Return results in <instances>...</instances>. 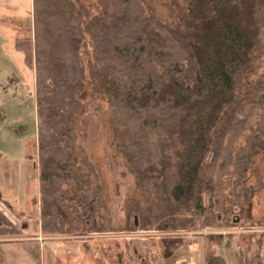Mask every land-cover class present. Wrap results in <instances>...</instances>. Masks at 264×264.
I'll use <instances>...</instances> for the list:
<instances>
[{"label":"trees","instance_id":"16d2710c","mask_svg":"<svg viewBox=\"0 0 264 264\" xmlns=\"http://www.w3.org/2000/svg\"><path fill=\"white\" fill-rule=\"evenodd\" d=\"M255 2L190 0L188 20L205 22L192 41L150 15L146 0H106L93 17L78 0H33L32 35L15 45L35 71L40 193L48 204L43 233H63L68 224L77 231L101 208L78 164L91 167L76 129L89 110V82L106 93L113 128L146 194L145 211L142 204L134 211L141 231L234 226L232 216L255 194L247 174L264 151V46L257 26L246 23ZM6 234L22 236L0 211ZM207 236L210 245L223 239ZM210 245L205 263L226 264ZM236 259L264 264L243 250Z\"/></svg>","mask_w":264,"mask_h":264},{"label":"rangeland","instance_id":"374dc122","mask_svg":"<svg viewBox=\"0 0 264 264\" xmlns=\"http://www.w3.org/2000/svg\"><path fill=\"white\" fill-rule=\"evenodd\" d=\"M78 1L93 17L102 12L106 0ZM255 3L256 8L246 23L257 26L264 46V2L256 0ZM146 6L150 15L179 35L198 40L205 22L196 16L195 24L188 20L187 15L192 11L190 0H146ZM32 18L33 0H0V111L4 112L0 121V191L23 213L16 220L22 236L0 235V243H15L0 244V264L1 258L21 261V264H206L209 234H222L221 243L210 246L226 259V264H237L236 253L240 250L248 258L259 254L264 263V235H260L264 233V151L256 157L247 174L246 184L255 187V194L245 204L243 213L232 216L236 225L211 229L191 226L167 231L151 226L141 231L143 218L134 211L141 204L145 211L146 194L113 128L106 93L90 82L84 94L89 110L78 121L76 129L77 144L85 151L91 167L78 164L91 179L101 208L91 223L78 224L73 220L77 231H72L68 224L63 233L41 231L42 235L35 236L22 232L24 225L42 222L41 214L48 205L39 192L35 71L26 63L24 52L15 45L17 37L32 35L29 29ZM16 21L20 22L15 25ZM195 25L201 28L198 30ZM262 65L260 71L264 69ZM258 99L264 104V94ZM80 158L78 155V161ZM75 184L72 179L73 188ZM70 204L74 206L75 202ZM9 210L14 212L0 193V211L15 219ZM96 229L103 231L98 233ZM255 233L257 236L251 239L249 235Z\"/></svg>","mask_w":264,"mask_h":264},{"label":"crops","instance_id":"0c3cea01","mask_svg":"<svg viewBox=\"0 0 264 264\" xmlns=\"http://www.w3.org/2000/svg\"><path fill=\"white\" fill-rule=\"evenodd\" d=\"M39 192H40V190H39ZM0 193L2 194V196H3V199L5 200V202H7V204L9 205V206H11L12 208H13V210H14V212L13 211H10L9 210V212H10V214L12 215V216H14V218L15 219H12V221H13V223L15 224V225H17V221L16 220H20V218L18 217L19 215H22L21 213H19L18 211H17V209H15V206H14V203L11 201V200H9V199H7V198H4V195H3V193L0 191ZM40 201H41V198H40ZM40 212H41V210H40ZM18 215V216H17ZM40 217V216H39ZM37 218V217H36ZM38 219V218H37ZM36 219V220H37ZM25 227H26V229H25ZM22 232L25 234L26 232H28L29 234H35V236L37 235H42V232H41V223L38 225L37 224V221H34L33 222V224L31 225H29V226H27V224L26 225H24V229H22ZM23 235V234H22ZM33 240H36V239H33ZM34 242V241H33ZM0 244H3V245H11V244H15L14 242H9V243H0ZM21 245V244H20ZM2 260H1V264H21V261H16V260H12V261H7V260H5V258H1Z\"/></svg>","mask_w":264,"mask_h":264},{"label":"water","instance_id":"95a60500","mask_svg":"<svg viewBox=\"0 0 264 264\" xmlns=\"http://www.w3.org/2000/svg\"><path fill=\"white\" fill-rule=\"evenodd\" d=\"M136 224H137V220H136Z\"/></svg>","mask_w":264,"mask_h":264}]
</instances>
